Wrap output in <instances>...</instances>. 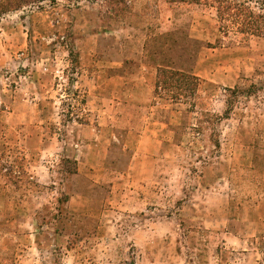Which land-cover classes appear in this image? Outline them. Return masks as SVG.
<instances>
[{"label": "rangeland", "instance_id": "374dc122", "mask_svg": "<svg viewBox=\"0 0 264 264\" xmlns=\"http://www.w3.org/2000/svg\"><path fill=\"white\" fill-rule=\"evenodd\" d=\"M262 21L244 33L206 2L0 0L5 264L23 249L35 264H264ZM148 62L198 74V91L157 92Z\"/></svg>", "mask_w": 264, "mask_h": 264}, {"label": "trees", "instance_id": "16d2710c", "mask_svg": "<svg viewBox=\"0 0 264 264\" xmlns=\"http://www.w3.org/2000/svg\"><path fill=\"white\" fill-rule=\"evenodd\" d=\"M169 3H201L211 5L217 9L220 19L233 18L238 20L241 31L244 33H260L259 23L263 22L264 15H256L248 2L240 0H166ZM240 21V22H239ZM244 26V27H243ZM200 79L192 73L170 67L161 68L155 84L156 91L169 92L172 100L181 102L198 91Z\"/></svg>", "mask_w": 264, "mask_h": 264}, {"label": "crops", "instance_id": "0c3cea01", "mask_svg": "<svg viewBox=\"0 0 264 264\" xmlns=\"http://www.w3.org/2000/svg\"><path fill=\"white\" fill-rule=\"evenodd\" d=\"M224 53H226V52H224ZM145 69H147L148 71L150 70L151 71V69H155V72L157 73V71L159 70V69H161L160 67H162V65L161 64H157V65H152L151 63H146L145 64ZM159 68V69H158ZM233 71L234 70H230V69H228V70H226V75H224V81L227 83L228 81H229V83L231 84L232 82V80L234 79L233 77H232V74H233ZM241 71L242 70H238V72H236V70H235V72L236 73H241ZM159 72H160V70L158 71V74H159ZM234 72V73H235ZM154 75V77L156 78V74L155 73H153V71H152V75H151V78H152V76ZM194 75H198V74H194ZM145 76H148V75H142V77H144V78H147V79H149L148 77H145ZM159 76V75H158ZM238 76V75H237ZM241 76V75H240ZM158 79V78H157ZM236 82V81H235ZM234 82V83H235ZM55 232V231H54ZM57 236H60V237H64V238H67L68 237V235H66L65 233H61V231H60V233H58V234H56ZM27 237H29V241H28V246L26 245L25 246V248H27L28 250H33V249H37V250H40V248H42L41 246L39 247V245H38V243H37V235L36 234H29ZM12 237L10 238L8 235H6V234H3V235H0V264H5V258L3 257V255H4V253H5V247H4V245H2V243H12ZM14 242H18L19 240L16 238V237H14V240H13ZM72 249L73 248H71L70 249V252L72 251ZM67 251H69V249H66ZM20 251H22V252H24L23 254H16V258H15V260H14V262H13V264H35V263H37V261L35 260V257L34 256H30V254L27 252V251H25L24 249L23 250H20ZM34 252V251H33ZM9 264H11V263H9Z\"/></svg>", "mask_w": 264, "mask_h": 264}]
</instances>
